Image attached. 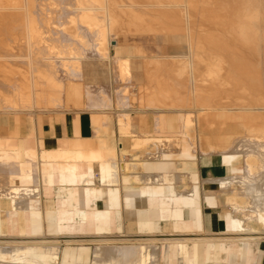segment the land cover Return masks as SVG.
Wrapping results in <instances>:
<instances>
[{
  "label": "bare ground",
  "instance_id": "6f19581e",
  "mask_svg": "<svg viewBox=\"0 0 264 264\" xmlns=\"http://www.w3.org/2000/svg\"><path fill=\"white\" fill-rule=\"evenodd\" d=\"M255 1L0 0V114L33 113L60 109L64 106L65 87L70 83H85L86 90H84L87 99L85 102L89 107L97 108L104 104L110 108L112 96L103 90L98 91V86L102 82L107 83L112 77L122 83L118 87L117 95L119 94L120 98L116 105L128 109L132 104L127 102V92L136 86V81L142 79L147 82L146 85H140L141 95L144 98H141V102L139 101V107L131 108L130 111L141 116L147 111L154 114L157 119L154 128L157 129L155 131L158 132V135H148L142 138L132 137L133 141L155 144L159 149L155 156L160 159L163 153L165 155L169 152L177 153L183 157V151L187 150L193 152V158L197 155L221 154L225 159L241 161L243 166L241 174L228 175L229 177L225 178H211L207 181L214 187H219L218 192L222 190L227 193L229 209L233 211L234 217H238L239 229L231 235L260 234V232H264V100L261 99L260 102L258 99L260 95L264 96V73L260 74L258 70L259 72L253 76L250 65L254 62L257 67L264 65V57L261 56L262 49H264V36L262 35L264 33V0ZM184 17L188 20L182 26L179 24V18L181 20ZM148 18H155L163 24H144V21L150 20ZM124 19L131 23L124 24ZM254 19L260 23L263 20V23H259L256 27L258 28L255 31L258 33H256V37L254 36L256 41L249 36L250 30L253 29L249 21ZM226 21H230L231 24ZM203 22H211V24L206 23L205 25ZM181 26L186 33L182 37V41L187 43V48L185 47L186 49L183 51L181 46L179 47L180 38L173 35L175 34L174 30L177 28L180 30ZM125 28L128 31L155 32V34L163 32V34H157V36L151 34L152 40L158 41L154 43L155 47L153 43L142 46L132 44L139 49V54L112 55L110 44L114 41V46L121 45L122 41L119 42L118 33ZM125 37L127 38L128 35ZM140 39L142 40V38ZM149 40L147 36V43ZM167 43H171L176 52L166 53L164 49H166ZM238 46L246 53H250L248 52L250 50L254 51V48L262 50L261 57L255 58V61L253 59L252 63L250 61L249 64L247 62L245 64L243 61L245 70L242 73H238L237 70V66H239V64L236 65L237 55L233 58L234 62H229L227 58L228 54H232V50L240 49ZM238 49L237 51H239ZM149 52H153V54H148ZM226 55L227 60L224 58ZM227 61L229 63H226ZM179 66H182L183 73L187 69L188 73H191L189 75L190 82L193 81L191 90L187 88V86L190 88L189 84L185 83L181 89L180 78L179 82L175 83V79L178 77H176L177 74L174 76V73L178 72L179 75ZM139 67L145 70L140 75V72L132 71L137 68L139 70ZM161 69L162 71L169 69V71L159 73ZM242 69L243 66L240 70L242 71ZM253 79L254 81L258 80L255 82L258 87L254 90L250 89L249 93L246 89L245 93L242 91L244 95H241L238 89L239 81L244 80L251 86ZM249 86L246 88L249 89ZM136 96L138 97V95ZM251 98L255 100L253 101ZM126 108L125 110H127ZM213 114H216V118L218 116L224 119L219 122L215 132L207 130L209 124L206 118H210ZM126 117L129 119V115ZM229 119L240 120V124H238L245 128L250 125L257 126L256 128H247L245 136L235 138L231 133L221 130L229 127ZM96 140L98 139L96 138ZM152 146L150 148L154 147ZM7 154L9 153L7 152ZM29 156L28 158L31 159ZM32 156L34 155L32 154ZM51 157L54 160L98 161V159L104 160L112 157V153L108 149H98L89 153L66 151V153H54ZM3 158L5 157L2 156L0 160ZM133 158L135 157L133 156ZM113 160L115 162V164L112 162L115 166H113L114 171L118 174L119 160L116 157ZM15 161L7 162L15 163ZM2 163H4L3 166H6V162L2 161ZM9 166V168L12 167L11 164ZM154 176L148 175L146 180L157 182V184L163 182L162 175ZM187 176L183 173L177 174V177L184 182ZM84 180L86 181V179ZM180 186L182 187V185ZM183 187L178 191V194L186 195L190 192L191 188L188 190L186 185ZM14 190L16 191V189ZM33 190L35 192L36 189ZM19 200L21 201V198ZM26 201H28L27 198ZM23 204H25L24 201ZM21 206L24 205L21 204ZM45 236L44 238H46ZM42 237L40 239L38 237V239L32 237H29L30 239L13 238L12 241L0 239V259L10 258V264H38L28 261L26 257L33 255L35 258L56 259L59 253L64 261L71 262L77 259L80 245L92 244L86 248L88 252L84 249L92 256V264H160L161 258L164 255L168 256L172 244L179 248L183 259L184 243L188 241L187 239H156L154 237L59 241L57 238L47 237L44 239ZM63 242L64 247H62Z\"/></svg>",
  "mask_w": 264,
  "mask_h": 264
},
{
  "label": "crops",
  "instance_id": "0c3cea01",
  "mask_svg": "<svg viewBox=\"0 0 264 264\" xmlns=\"http://www.w3.org/2000/svg\"><path fill=\"white\" fill-rule=\"evenodd\" d=\"M126 54L122 47L112 53L118 56ZM250 66L254 76L258 73L257 66L254 63ZM141 70L139 67V70L132 71H145ZM112 78L114 85L102 82L99 84L101 87L98 86V91L103 90L112 96L110 108L104 104H101L102 107H89L85 102V83H70L65 87L61 110L0 114V155L5 157L1 160L6 162L3 166L0 160V239H40L46 235L44 239L62 240L67 236L71 239L66 240L76 241L86 238L121 240L146 238L137 236L145 234L156 239L188 240L184 243L183 259L179 248L172 244L168 256L164 255L160 264H236L237 260L241 264H263L264 250L258 242L264 243V232L232 236L239 229L238 217H234L229 209L227 193L218 192L219 187L207 181L241 174V161L225 159L221 154L193 158V152L187 150L183 151V157L169 152L158 158L155 154L159 149L155 144L137 143L132 139L158 135L154 128L157 120L154 114L147 111L141 116L130 111L139 107L141 98H144L140 86L144 81L139 79L135 82L138 88H133L137 93L131 91L133 88L129 89L130 93L127 92V102L132 104L127 109L116 105L120 98L118 87L122 83ZM256 81L253 79L251 88L250 83L243 80L249 86L247 93L258 87ZM98 149H108L112 157L100 159L102 161L54 160L51 157L57 152L89 153ZM3 151L6 153H1ZM13 154L18 157L11 158ZM113 157L119 160L118 174L113 168ZM9 160L18 163H8ZM178 173L189 177L184 182L177 177ZM153 174L162 175L163 182H148L146 176ZM180 185H186L188 190L191 188L190 192L178 194L182 190ZM158 233H197V236L158 238ZM87 247L90 246L80 245L77 259L71 262L64 261L58 252L56 259L35 258L33 255L26 258L38 264H92ZM10 261V258L0 259V264H10Z\"/></svg>",
  "mask_w": 264,
  "mask_h": 264
},
{
  "label": "rangeland",
  "instance_id": "374dc122",
  "mask_svg": "<svg viewBox=\"0 0 264 264\" xmlns=\"http://www.w3.org/2000/svg\"><path fill=\"white\" fill-rule=\"evenodd\" d=\"M253 2L255 1V0H252ZM255 3H256V1H255ZM148 19H150V20H148V21H144V24H148V23H150V25H153V23L155 24L156 23V25H162L163 23L162 22H159V20L157 21V19H155V18H148ZM184 19V20H183ZM186 19V20H185ZM182 20V21H181ZM181 20H180V18H179V24L180 25H185V22H187V18H181ZM250 20V19H249ZM124 24H129V23H131V22H129V21H127V19H124ZM181 21V22H180ZM193 21V20H192ZM253 21V22H252ZM261 21V20H260ZM121 22V21H120ZM223 22H225V21H223ZM227 23H229V24H231V22L230 21H226ZM249 22H251L250 24L252 25V27H253V29H251L250 30V32H249V36H251V39H254L255 40V37H256V33H258V32H255L256 30H258V28H256V27H258V25H259V21L258 20H256V19H254V20H251V21H249ZM255 22V23H254ZM10 23H13V22H10ZM122 23H123V21H122ZM158 23V24H157ZM177 24H178V21L176 22ZM205 25H206V23H208V25L209 24H211V22L209 23V22H203ZM261 23H263V20H262V22ZM260 23V24H261ZM164 24H165V22H164ZM177 24H175L176 26H177ZM192 24H195V22H192ZM182 25V26H183ZM207 25V26H208ZM182 26L180 27V30H178L179 28H177L176 30H174V32L173 33H175V34H173L174 36H176V37H179L180 39V44H179V47L181 46V50L183 51V50H185L186 48H187V43L185 42V41H182V37H184L185 35H186V33H185V30L182 28ZM256 28V29H255ZM123 31H124V33H123ZM123 31H120L119 33H118V40H119V42H121V45H119V46H114V44H115V42L114 41H112L111 43L112 44H110V47H111V52L112 53H115V49H118L119 47H122V48H124V51L127 53V54H130V53H133V54H139L140 53V51H139V49H137L136 48V46H133L132 44H138V45H146V44H148V45H152V43H153V45H154V47L156 46V44H154V43H157L158 41H155V40H152V35L154 36V35H156L157 36V34L158 35H160L161 33L163 34V32H156V34H155V32L154 33H151V32H142V31H139V32H137V31H135V30H130V31H128L126 28L123 30ZM122 32V33H121ZM140 34V36H138L139 34ZM260 33V32H259ZM125 34V35H124ZM152 34V35H151ZM120 35V36H119ZM121 35H123V36H121ZM128 35V37L126 38L125 36H127ZM180 35V36H179ZM262 35L264 36V33H262ZM147 36H148V40L150 39L151 40V42H150V40L148 41V43H147ZM149 36H150V38H149ZM255 36V37H254ZM120 37H122V38H120ZM142 38V40L140 39V38ZM146 37V38H145ZM132 38V39H131ZM144 38V39H143ZM186 38V37H185ZM127 39H129V40H127ZM133 40V41H131V40ZM140 40V41H139ZM145 40V41H144ZM137 42V43H135V42ZM256 41V40H255ZM264 41V40H263ZM142 43V44H141ZM169 43V42H168ZM167 43V47H166V49H164V51L166 52V53H173V52H176L175 50H174V47L172 48V44L170 43V44H168ZM131 44V45H130ZM240 44H242V43H240ZM240 44H238V45H240ZM169 45V46H168ZM261 46H262V44H261ZM150 47V46H149ZM179 47H177L178 49H180ZM186 47V48H185ZM238 47H240V46H238ZM153 48V47H152ZM258 48H260V47H258ZM151 49V48H150ZM171 49V50H170ZM173 49V50H172ZM234 49H235V47H234ZM237 49L238 48H236V50L234 51V50H232V54L230 53V54H228V56L229 57H227V55L224 57L226 60H227V58H228V61L230 62V61H232V62H234V60H233V58L236 56V65H238L239 64V66L240 65H242L243 66V69H242V71L240 70L241 69V67L242 66H237V70L239 71L238 73H242V72H244V65L246 64V62H247V64H249L250 63V61H251V63H252V61H253V59H254V61L257 59V57H264L263 55H264V49H262L263 50V53H262V50H261V48H260V50L259 49H257V48H254V51H252V50H250V51H248V50H246V51H248V52H250V53H246V52H244L245 50H243L241 47H240V49H238L239 51H237ZM256 49V50H255ZM169 50V51H168ZM180 50V51H181ZM253 53H252V52ZM236 52H239L238 54L236 53ZM258 52V53H257ZM242 53H244V54H242ZM261 53H262V55H261ZM148 54H153V52L151 53V52H149ZM240 54H242L241 56H240ZM232 55V56H231ZM245 55V56H244ZM248 55V56H247ZM261 55V56H260ZM244 56V57H243ZM256 56V57H255ZM227 57V58H226ZM240 57V59H238ZM243 57V58H242ZM248 57H250L251 59L249 60V58ZM242 58V59H241ZM245 58H247V60H245ZM256 58V59H255ZM230 59V60H229ZM237 59H238V62H237ZM226 62V63H229V62ZM243 61L245 62V64L243 63ZM241 62V63H240ZM225 63V64H226ZM255 63V62H254ZM225 64H224V67H225ZM227 67H228V65H226ZM236 67V66H235ZM264 65H261V67L259 66V67H257L258 69H256V70H259L258 72L261 74V72L262 73H264L263 71H264ZM86 68V67H85ZM179 75H178V72H176V73H174V76H175V74H177V76L176 77H178V78H176L175 80V83H178L179 81V86L181 87V89H182V86L183 85H188L189 84V86H190V88L187 86V88L188 89H192L193 87H192V84L191 83H193V81H191L190 82V78H189V75L191 74H189L188 73V69L185 71V69H184V73H183V71H181V70H183L182 69V66H179ZM262 69H263V71H262ZM166 70H168L169 71V69H163V71H162V69L159 71V73L160 72H166L167 73V71ZM177 70H178V68H177ZM199 70V69H198ZM156 71V70H155ZM143 73L145 72V71H142ZM142 72H140L139 73V75L142 73ZM224 74H225V72H223ZM222 73V74H223ZM183 76V77H182ZM185 77V78H184ZM179 78H180V80H179ZM185 79V80H184ZM142 80V79H141ZM179 80V81H178ZM208 81V80H207ZM243 81H239V83H238V86H239V91H240V94L242 95V91H246V89H248V88H246V86H247V84H246V82H245V85H244V82L242 83ZM146 83L147 82H144L143 84H145L146 85ZM185 83V84H184ZM107 84H109V86L111 85H114V79L113 78H109V80H108V83ZM206 84H207V82H206ZM210 84V83H209ZM240 84V85H239ZM243 84V85H242ZM208 86V85H207ZM245 88H244V87ZM192 87V88H191ZM241 87H242V89H241ZM263 88H264V86H263ZM241 89V90H240ZM131 91H133L134 93H137V91H135V89H131ZM245 93V92H244ZM240 95V96H241ZM263 95V94H262ZM192 99H193V97H191ZM222 98V97H221ZM223 98H224V96H223ZM244 99H245V97H244ZM261 99L262 100H264V96H261L260 95V97H259V99H258V101L260 100V102H261ZM246 100V99H245ZM259 102V103H260ZM243 104H245V103H243ZM261 104V103H260ZM262 104H263V101H262ZM215 117V118H214ZM211 119V120H210ZM221 117H218L217 116V118H216V114H213L210 118L208 117V118H206V120H207V122H208V124H209V128L207 129V130H209V131H211V132H215L216 131V129L215 128H217L218 127V124H219V122H222L224 119H222ZM216 120V121H215ZM239 121L240 120H238V119H233V120H228V126L229 127H225V128H223V129H221V130H223V131H225V132H229V133H231V135H232V137H235V138H239V137H242L243 135L245 136V134L247 133V131L246 130H248L247 128H256V126H254V125H250V127L248 126L247 128H245V127H242V125H239L240 123H239ZM213 122V123H212ZM239 123V124H238ZM235 126V127H234ZM238 126V127H237ZM243 128V129H242ZM245 129V130H244ZM243 132H245V133H243ZM233 133H235V134H233ZM237 133V134H236ZM240 134V135H239ZM231 135H230V137H231ZM193 234V233H192ZM188 235V234H183V233H158L157 234V236H158V238H163V237H179V236H190V237H195V236H197V233H194L193 235ZM137 235V234H136ZM143 235V236H142ZM138 234L137 236L138 237H146V238H143V239H147V238H150V237H148L147 235H145V234ZM62 240H66V239H71L70 237H67V236H64V237H62L61 238ZM87 240H89L90 238H86ZM142 239V238H141ZM58 240V239H57ZM3 241H5V240H3ZM6 241H12V240H6ZM59 241H61V240H59ZM259 243V246H260V248L261 249H263L264 250V243H260V241L258 242ZM261 244V245H260ZM65 245H64V242H63V245H62V247H64ZM88 246H92V244H88ZM94 246V245H93ZM255 248H257V245H255L254 246ZM57 264H63V263H57ZM236 264H241V262H240V260H237V262H236ZM263 264H264V261H263Z\"/></svg>",
  "mask_w": 264,
  "mask_h": 264
}]
</instances>
